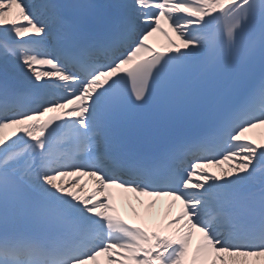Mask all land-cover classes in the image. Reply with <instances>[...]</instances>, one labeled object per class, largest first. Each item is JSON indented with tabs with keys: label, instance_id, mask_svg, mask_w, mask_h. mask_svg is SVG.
<instances>
[{
	"label": "snow or ice",
	"instance_id": "6c2138e0",
	"mask_svg": "<svg viewBox=\"0 0 264 264\" xmlns=\"http://www.w3.org/2000/svg\"><path fill=\"white\" fill-rule=\"evenodd\" d=\"M0 67V264H264V0H0Z\"/></svg>",
	"mask_w": 264,
	"mask_h": 264
},
{
	"label": "bare ground",
	"instance_id": "6f19581e",
	"mask_svg": "<svg viewBox=\"0 0 264 264\" xmlns=\"http://www.w3.org/2000/svg\"><path fill=\"white\" fill-rule=\"evenodd\" d=\"M156 39L159 40V39H161V37H159V36L157 35V38H155V39H150V40H152L153 42L158 41V40H156ZM1 68H2V67H1ZM1 70H3V69H1ZM224 167H227V165L225 164ZM212 170H213V171H217V172L219 171V169H216V168H215V169H212ZM161 201H162V203H164L165 199H162ZM178 205H179V203L176 204L175 210H178V209H179Z\"/></svg>",
	"mask_w": 264,
	"mask_h": 264
}]
</instances>
